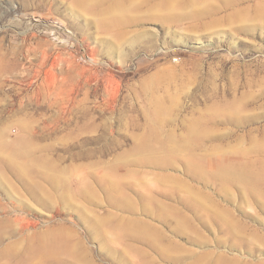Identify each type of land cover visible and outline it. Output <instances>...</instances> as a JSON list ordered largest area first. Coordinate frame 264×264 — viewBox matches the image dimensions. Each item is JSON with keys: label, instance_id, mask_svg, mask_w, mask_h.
<instances>
[{"label": "rangeland", "instance_id": "1", "mask_svg": "<svg viewBox=\"0 0 264 264\" xmlns=\"http://www.w3.org/2000/svg\"><path fill=\"white\" fill-rule=\"evenodd\" d=\"M0 264H264V0H0Z\"/></svg>", "mask_w": 264, "mask_h": 264}, {"label": "bare ground", "instance_id": "2", "mask_svg": "<svg viewBox=\"0 0 264 264\" xmlns=\"http://www.w3.org/2000/svg\"><path fill=\"white\" fill-rule=\"evenodd\" d=\"M248 181V180H247Z\"/></svg>", "mask_w": 264, "mask_h": 264}]
</instances>
